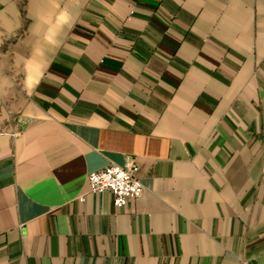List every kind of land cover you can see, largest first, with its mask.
Wrapping results in <instances>:
<instances>
[{
	"label": "crops",
	"instance_id": "crops-1",
	"mask_svg": "<svg viewBox=\"0 0 264 264\" xmlns=\"http://www.w3.org/2000/svg\"><path fill=\"white\" fill-rule=\"evenodd\" d=\"M0 264H264V0H0Z\"/></svg>",
	"mask_w": 264,
	"mask_h": 264
},
{
	"label": "built area",
	"instance_id": "built-area-1",
	"mask_svg": "<svg viewBox=\"0 0 264 264\" xmlns=\"http://www.w3.org/2000/svg\"><path fill=\"white\" fill-rule=\"evenodd\" d=\"M89 192H109L116 206H123L130 198L140 196L144 183L139 176V163L134 156H127L123 163L110 162L88 174ZM80 200L85 199L82 194Z\"/></svg>",
	"mask_w": 264,
	"mask_h": 264
}]
</instances>
